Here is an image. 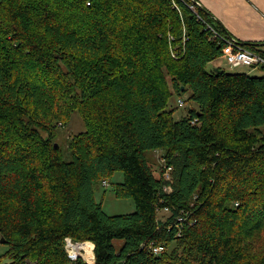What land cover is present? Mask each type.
I'll return each instance as SVG.
<instances>
[{
	"label": "trees",
	"instance_id": "obj_1",
	"mask_svg": "<svg viewBox=\"0 0 264 264\" xmlns=\"http://www.w3.org/2000/svg\"><path fill=\"white\" fill-rule=\"evenodd\" d=\"M195 1L0 0V264H86L66 238L95 264H264V75L214 72L233 37ZM117 172L136 211L109 216L95 188Z\"/></svg>",
	"mask_w": 264,
	"mask_h": 264
},
{
	"label": "rangeland",
	"instance_id": "obj_2",
	"mask_svg": "<svg viewBox=\"0 0 264 264\" xmlns=\"http://www.w3.org/2000/svg\"><path fill=\"white\" fill-rule=\"evenodd\" d=\"M255 21H258V18H254ZM224 69H226L229 73H247L250 76H263L264 69L263 68H248V67H239L236 69H232L225 62H222L221 65ZM191 92L183 95L182 98L178 96H174L171 99L169 104V110L175 109V118L180 120L181 118L187 116L191 109L195 108V104L189 100ZM183 101L185 103L184 107L179 106V101ZM86 127L82 120V117L75 113L70 123L68 124H59L57 127V138L56 142L59 146L63 148L65 153V157L68 161L72 159L70 151L68 150V145L72 137L85 132ZM146 158L151 166L154 168V173L157 177L160 176V172L162 170V156L163 153L161 151H147L145 153ZM124 181V173L117 172L115 173L109 180V186L105 187L102 183L97 185L95 188V199L97 203L102 205L104 212L109 216L120 215V214H130L136 211L135 203L132 199H120L117 198L115 193L113 192V188L115 184L121 183ZM166 211H160V217L166 219ZM117 247L122 245L121 241L115 242ZM10 247L6 243L0 242V257H7L6 254L9 251ZM8 260V259H7ZM28 264H34L29 262Z\"/></svg>",
	"mask_w": 264,
	"mask_h": 264
},
{
	"label": "crops",
	"instance_id": "obj_3",
	"mask_svg": "<svg viewBox=\"0 0 264 264\" xmlns=\"http://www.w3.org/2000/svg\"><path fill=\"white\" fill-rule=\"evenodd\" d=\"M196 1L216 23L223 25L231 37L243 43L256 42L264 52V0Z\"/></svg>",
	"mask_w": 264,
	"mask_h": 264
},
{
	"label": "built area",
	"instance_id": "obj_4",
	"mask_svg": "<svg viewBox=\"0 0 264 264\" xmlns=\"http://www.w3.org/2000/svg\"><path fill=\"white\" fill-rule=\"evenodd\" d=\"M197 7H202V5L195 1V5H192L191 8L194 11H197ZM207 29L212 33L211 40L220 38V33L212 26L207 24ZM222 62H225L232 69H236L239 67H248V68H263L264 69V53H258L247 48L242 47L239 42L234 38H227L226 46L222 50V56L215 61L216 67H222ZM179 106L184 107L185 103L183 101H179ZM162 168L164 169V177L167 181H172V171L173 167L167 165L166 160L162 158ZM103 185L105 187L109 186L108 182H104ZM167 191H171V187L166 188ZM167 210V209H166ZM182 221V219H180ZM66 251L68 257L71 261H78L82 259L86 264H95V254H94V244L90 242L78 243L72 241L70 238H66L65 240ZM92 245L91 247V256H89L88 251L86 250V245ZM153 252L158 255L164 251V247H154L151 246Z\"/></svg>",
	"mask_w": 264,
	"mask_h": 264
},
{
	"label": "water",
	"instance_id": "obj_5",
	"mask_svg": "<svg viewBox=\"0 0 264 264\" xmlns=\"http://www.w3.org/2000/svg\"><path fill=\"white\" fill-rule=\"evenodd\" d=\"M213 70H214V72H216V73H224L225 71L224 70H222V69H220V68H218V67H215V68H213ZM182 90H184V87H182ZM57 147H58V145H56ZM114 190V189H113ZM0 242L1 243H6L7 241H6V239L4 238V237H1V235H0Z\"/></svg>",
	"mask_w": 264,
	"mask_h": 264
},
{
	"label": "bare ground",
	"instance_id": "obj_6",
	"mask_svg": "<svg viewBox=\"0 0 264 264\" xmlns=\"http://www.w3.org/2000/svg\"><path fill=\"white\" fill-rule=\"evenodd\" d=\"M86 250L88 251V253H89V256H91V254H92V252H91V245H86Z\"/></svg>",
	"mask_w": 264,
	"mask_h": 264
}]
</instances>
